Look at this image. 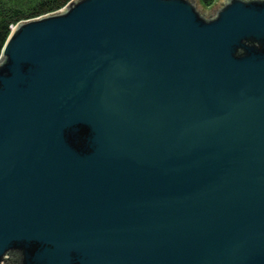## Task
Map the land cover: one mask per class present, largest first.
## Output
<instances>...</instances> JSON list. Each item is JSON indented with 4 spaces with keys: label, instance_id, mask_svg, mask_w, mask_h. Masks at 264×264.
<instances>
[{
    "label": "water",
    "instance_id": "95a60500",
    "mask_svg": "<svg viewBox=\"0 0 264 264\" xmlns=\"http://www.w3.org/2000/svg\"><path fill=\"white\" fill-rule=\"evenodd\" d=\"M264 264V0H73L0 56V264Z\"/></svg>",
    "mask_w": 264,
    "mask_h": 264
},
{
    "label": "trees",
    "instance_id": "16d2710c",
    "mask_svg": "<svg viewBox=\"0 0 264 264\" xmlns=\"http://www.w3.org/2000/svg\"><path fill=\"white\" fill-rule=\"evenodd\" d=\"M73 0H0V56L12 28L22 21L39 18L65 8ZM212 7L216 0H200Z\"/></svg>",
    "mask_w": 264,
    "mask_h": 264
},
{
    "label": "rangeland",
    "instance_id": "374dc122",
    "mask_svg": "<svg viewBox=\"0 0 264 264\" xmlns=\"http://www.w3.org/2000/svg\"><path fill=\"white\" fill-rule=\"evenodd\" d=\"M216 2H217V0H216ZM216 2H215V3H216ZM214 5H215V4H214ZM214 5H213V6H214ZM203 6H204V5H203ZM204 7H205V6H204ZM205 8H206V9H209L208 7H205ZM210 8H211V7H210Z\"/></svg>",
    "mask_w": 264,
    "mask_h": 264
},
{
    "label": "flooded vegetation",
    "instance_id": "af4514ba",
    "mask_svg": "<svg viewBox=\"0 0 264 264\" xmlns=\"http://www.w3.org/2000/svg\"><path fill=\"white\" fill-rule=\"evenodd\" d=\"M3 264H7V263L4 261Z\"/></svg>",
    "mask_w": 264,
    "mask_h": 264
}]
</instances>
